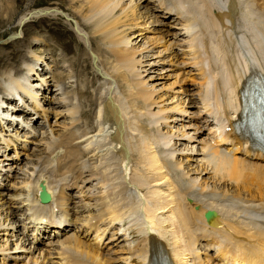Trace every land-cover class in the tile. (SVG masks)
Listing matches in <instances>:
<instances>
[{
  "label": "bare ground",
  "instance_id": "6f19581e",
  "mask_svg": "<svg viewBox=\"0 0 264 264\" xmlns=\"http://www.w3.org/2000/svg\"><path fill=\"white\" fill-rule=\"evenodd\" d=\"M10 1L3 0L4 4ZM15 1L17 3L19 0ZM34 1L25 0L27 7H31ZM79 1L82 8L78 12L81 24L91 28L92 36L101 43L100 56L93 52L92 59L96 64L101 62L102 65H95L102 66L98 67L99 72L108 84L106 86L109 91L105 92L107 96L101 100V106L98 104V113L95 112L96 125L84 120V127L80 131H70V136L77 141L67 149L66 154L57 155L53 161L57 160L58 170L69 172L65 174H71L73 177L80 174L96 176L95 183L86 189L91 193L87 194L80 205L84 210H90L93 201L100 198L98 192H101L103 210L98 214V223L105 218L111 222H120L122 232L112 233L111 238L116 234L119 237L116 242L128 240V245L122 248V251L116 249L117 245L113 251H108L109 240L106 241L105 238L109 235L105 236L101 244H89L74 233L58 239L59 245L83 254L85 260L82 264H112L111 259L122 261L119 264H213L200 253L199 244L201 239L206 237L205 244L214 247L221 259L231 261L232 264H264V220L241 217L244 208L257 209V215L264 217V188L254 189L251 184L230 182V175L226 171L213 167L208 160L200 159L202 151L207 149L201 143L207 138L200 134L204 128L196 119L194 103L186 94V77L182 69H179L180 60L174 47L171 24L167 20L159 19L158 14L149 10L154 18L150 28L154 26L152 29L157 32V36L150 40L159 41L164 46V49L157 53L167 54L166 62L169 63L162 71L158 69L156 72L158 61L153 60L155 55L147 51L150 46H146L147 41L142 39L149 32L146 26L144 27L148 16L145 17L142 11L144 7L149 6V0ZM13 9L15 10L14 6ZM42 10L45 9L37 11L32 7V14L16 15V20L21 25L26 22L28 16H40ZM84 10L86 14H83ZM241 12L247 14L243 9ZM11 14V8L4 6L0 18L3 20L5 15L10 18ZM77 28L82 38H90L80 26ZM142 40L146 45L138 46V41ZM193 40L189 35L184 38L185 42L192 43ZM15 44L19 46L20 41L16 40ZM154 49L150 48L152 51ZM35 58L36 62L40 60V56ZM13 59H16L15 55ZM9 60L8 56L2 57L4 64H8ZM21 60L22 64L26 61L24 58ZM27 65L24 68L29 71L34 66L26 67ZM174 67L175 70L172 71ZM18 68H22V65ZM152 71L157 74H150ZM1 76L0 88L3 91H0V104L4 103L6 110L13 116V111L18 112L21 109L14 99L8 98V95L15 92L10 90V87L17 74L15 71L3 72ZM155 78L160 79V83L151 82ZM165 78L175 79L173 84L175 91L179 93L174 97L179 100L177 107L167 106L164 97L167 92L160 94L166 83L161 79ZM159 84L162 87L158 88ZM61 98L67 100L66 97ZM71 104V109L67 111L75 121L78 120L75 113L79 110L74 100ZM171 109L175 111L173 117ZM180 110H186L188 114L184 115ZM81 112L86 113L84 109H81ZM89 114L91 115V112L87 111L88 116ZM21 115L18 113L16 116L22 118ZM139 117L146 119L143 125L138 121ZM119 120L122 121L120 127ZM167 121H181L182 127L176 132L173 128L161 133L151 130L155 126H165ZM11 122L7 121L3 127L7 129ZM93 126L95 129L91 130ZM13 133L20 135L17 129ZM57 133L54 129L46 132L42 137L43 145L33 155L45 150V144L64 146L65 139L56 137ZM169 134L178 138H171ZM225 134L222 132L221 136ZM188 142L194 144L189 146ZM86 155L93 159V163L85 160ZM11 167L15 171L16 164L7 165V169ZM26 168V171H30L27 166ZM239 169L243 173L264 172V163L251 160L250 164L240 165ZM177 172H180L181 176ZM187 178L186 183L184 179ZM5 188L7 187L0 189V234L7 235V238L0 236V241L3 242L0 244V253L6 250V256L14 260L22 259L24 264H49L46 251L51 248H36L29 244L30 239L25 235L13 240L12 236L18 225L16 208L19 205L11 201V194L4 195ZM124 197L131 200L132 204L126 203ZM208 209H218L222 212V222L219 226H211L206 222L204 212ZM133 210L141 212L136 214L138 218L132 216ZM90 226L98 227L92 223ZM3 260L6 262L2 256L1 264L5 263Z\"/></svg>",
  "mask_w": 264,
  "mask_h": 264
},
{
  "label": "rangeland",
  "instance_id": "374dc122",
  "mask_svg": "<svg viewBox=\"0 0 264 264\" xmlns=\"http://www.w3.org/2000/svg\"><path fill=\"white\" fill-rule=\"evenodd\" d=\"M8 1H10V0H8ZM71 1L72 0H35L33 2L32 6L28 8L27 7L28 4L26 5L25 0H19L17 3L15 0H11L10 2H8L6 4H4L3 0H0V4H1L0 5V13L3 10L4 6H6L7 9L11 8V10H12V14H11L10 18H9V15H5V18L3 20H1V18H0V79L2 78L1 75L3 72L9 73V72L15 71L16 74H19V73L23 72V69H24L26 64H28L26 67L29 66V63L31 65L30 67L33 66L32 64H36V58L35 57L36 56L39 57L44 52L45 41H46V27L50 26V25L63 26L66 29H68L71 33V36L69 37L68 43H70L76 51V57H77L76 58V69L78 70V72L80 74V78L83 79V81L85 82V84L83 85V88H84L83 92H81L84 95L82 97V99L85 100L84 101V107H85L84 111L86 113H84V115L87 114V111L91 112L90 120H88L89 116L87 115L88 118L85 117V121L90 122V124L96 125L97 121H96L95 112L98 113V111H97L99 109L98 106L99 105L101 106V104H100L101 100H103L105 98V96H107L105 94V92L108 93V91H109V87L104 85L105 87L101 90V93L103 92L102 94H104V95L102 96V94H101L100 99H99V97H97V100H96L95 95L98 96L100 94V90L98 92V90H96V86H95L96 81L98 82V80H99V76L96 75L98 73V71H97V67L94 66V63L91 59V57H92L91 52L95 51L99 55V51H100L99 46L101 43L97 42V38L95 36H92L93 35L92 29L86 28L84 25L81 24L82 20L81 21L79 20L80 16H79L78 12L82 10L81 2L79 0H73L71 3ZM69 2L71 3L72 6L70 5ZM13 6L15 7V10L13 9ZM32 7H33V10L38 11L39 9L44 8V9H47L49 12L48 11L45 12L42 10L43 13L40 16H32L31 18H33V19H31L30 16H28L27 20H26L27 23L24 22L23 24L20 25L19 22H17V20H16V15L20 16L23 14H26V15L32 14ZM147 8H148V10H147ZM149 10L153 11V9H151L150 6H148L146 8L144 7L142 10L144 13V16L145 17L148 16V20L146 19L144 22V27L146 26V30L149 32H147V34H145L146 36L144 35L142 38L143 40L147 41V43H146L147 45L145 43L143 44V40H142V41H138L139 42L138 46L139 45H141V46L146 45V46H150V48L151 47L155 48L153 51L150 50V48L147 51L149 53H152L153 55H155V58L153 60L158 61V67L155 66V68L157 67L155 69V71L157 72L158 69H159L158 71H162V69L164 67H166L169 63L166 62L167 54H160L159 52L157 53V51L163 50L164 46L161 45V43L159 41L156 42V40H154V39L150 40V38H155L157 36V32L153 31L152 28L154 26H152V28H150L151 27L150 25H152L151 23L154 20V18L151 15V13L149 12ZM84 12H85V10H84ZM153 13H155L157 15L156 12L153 11ZM83 14H86V12ZM29 19H31V20L29 21ZM78 26L81 27L82 31L87 32V35H90L89 39H88V37H87V39H83L81 37L79 31L77 30ZM10 33H15V34H11L12 37H9ZM93 37H95V38H93ZM144 37L145 38L147 37V38L145 39ZM12 38H14L15 40ZM34 38H36V39L34 40ZM9 39L10 40L12 39V40L9 41ZM31 39H33V40H31ZM16 40L20 41L19 46H17V44H15ZM10 54L15 55L16 59H13V55H10ZM30 55H32V56H30ZM3 56H5V57L8 56V58L10 59L8 64H4V62L2 61ZM21 58H24V60H26L25 63L22 64L23 61L21 60ZM112 59H113V57H112ZM98 64L102 65L100 61L96 65H98ZM21 65H22V68H18ZM40 66H43V63H41ZM99 67H102V66H99ZM12 68H14V69H12ZM37 70H38V67H37ZM174 70L175 69L173 68L172 71H174ZM166 71H168V70H166ZM150 74H157V73H154L152 71V72H150ZM165 75H167V74H165ZM100 78H101V80H103L101 75H100ZM161 80L162 81L165 80L164 82H166L164 89L161 91L162 93H160V94L162 95V94H164V92L165 93L167 92L166 95H164L165 100H166L165 102L167 103V106L169 105V107L170 106L171 107H174V106L177 107L179 100L177 97L176 98H174V97L178 96L176 94H179V93L177 91H175V84H173V80H175V79L174 78H169V79L165 78V79H161ZM151 82L160 83V79L155 78V80L151 81ZM86 87L88 88V91L85 92ZM160 87H162V86H160V84H159L158 88H160ZM0 91L2 92L3 89L0 88ZM173 91H175V93ZM94 93H96V94H94ZM91 96H93L95 98V101H94V99L90 100ZM164 97H163V99H164ZM128 100H127V102L129 103L130 100L129 101ZM175 100H176V102H175ZM72 101H73V99H71V102ZM88 101H89V103L91 101L92 103L95 102L97 104V106L94 107V112H92V110H91L92 109L91 106H93V104H89ZM74 102L77 104L76 101H74ZM135 108H137V107H135ZM68 109H71V107ZM174 110H175V108H174ZM173 111H172V109L170 111L172 117L174 116L173 114H175L176 110L174 112ZM64 114L67 116H71L69 113H66V112ZM138 121L141 123V125H143L144 122H146V119L139 117ZM170 124L171 125L173 124L174 132L178 131L177 129L182 127L181 121L179 123L171 121ZM162 126H164V124ZM178 126H180V127H178ZM94 129H95L94 126L91 127V130H94ZM87 131L90 132V130H87ZM187 144L193 145L194 143L188 142ZM85 160L88 161L87 158H85ZM185 160H186V158H185ZM24 169H27L26 166L24 167ZM65 169H66V167H65ZM177 173L180 174V176H181L180 172H177ZM206 176H208V175H204V177H206ZM184 178H186V177H184ZM187 180H188V178L184 179V182L186 181V183H187ZM221 200H225V199H221ZM0 236H2L1 238H7V235H4V234H0ZM109 237L111 238V235ZM109 237L107 236L105 239L108 238V240L110 241ZM14 240H16V239H14ZM2 243L3 242L0 241V244H2ZM118 243L119 242H116L114 245H118ZM116 249L118 251H122V249H119V248H116ZM103 252H105V251H103ZM7 257H10V256H7ZM5 260H6V262L3 260L5 262V264H14V263L15 264H24L25 263L24 260L19 259V258L15 259V260L13 258H6Z\"/></svg>",
  "mask_w": 264,
  "mask_h": 264
}]
</instances>
